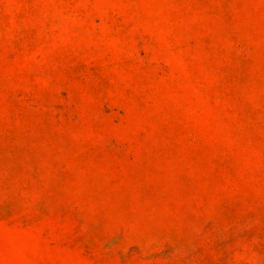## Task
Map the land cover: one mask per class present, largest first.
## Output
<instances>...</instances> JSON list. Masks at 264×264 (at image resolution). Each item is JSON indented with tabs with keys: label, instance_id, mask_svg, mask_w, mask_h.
<instances>
[{
	"label": "rangeland",
	"instance_id": "obj_1",
	"mask_svg": "<svg viewBox=\"0 0 264 264\" xmlns=\"http://www.w3.org/2000/svg\"><path fill=\"white\" fill-rule=\"evenodd\" d=\"M0 264H264V0H0Z\"/></svg>",
	"mask_w": 264,
	"mask_h": 264
}]
</instances>
